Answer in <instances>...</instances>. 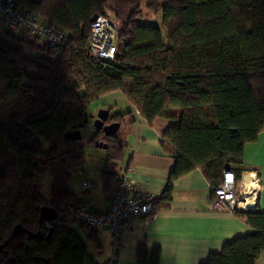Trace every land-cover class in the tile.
<instances>
[{
  "label": "trees",
  "instance_id": "1",
  "mask_svg": "<svg viewBox=\"0 0 264 264\" xmlns=\"http://www.w3.org/2000/svg\"><path fill=\"white\" fill-rule=\"evenodd\" d=\"M16 2L69 41L54 53L37 38L0 31V244L7 241L0 264H85L86 238L69 226L72 220L40 221L39 211L49 206L60 215L77 200L71 179L86 164L88 146L102 150L104 191L111 197L115 191L124 150L118 132L95 131L85 145L65 139L87 125L93 102L120 93L149 125L159 118L175 123L161 136L174 168L154 213L168 209L173 180L192 170L200 169L213 190L264 132V0ZM144 12L162 15L163 26L143 25ZM95 15L111 18L116 30L112 61L93 64L84 57ZM133 111L110 109L113 118L105 124L119 123L120 130ZM43 175L51 180L47 198L40 192ZM233 214L251 232L200 264L257 263L264 212L236 208ZM17 225L23 231L11 238ZM159 258L158 247L137 245V264H159Z\"/></svg>",
  "mask_w": 264,
  "mask_h": 264
},
{
  "label": "crops",
  "instance_id": "2",
  "mask_svg": "<svg viewBox=\"0 0 264 264\" xmlns=\"http://www.w3.org/2000/svg\"><path fill=\"white\" fill-rule=\"evenodd\" d=\"M116 95L113 93L104 97L110 104L102 110L112 109L117 114L133 111L127 102H123L125 99L122 96ZM119 101L127 111L117 110L119 105L114 104ZM87 113L89 122L91 114L89 110ZM125 122L127 125L118 131L125 157L120 170H116L118 178L130 169L139 191L160 196L168 183V174L174 168V159L166 155L160 146L161 136L175 123L159 118L149 125L138 118L135 111ZM229 168L240 172L242 184L252 183L247 191L250 193L248 204L240 201L237 209L264 212V132L254 143L245 146L242 164ZM103 169V161L94 169L92 160H87L82 168L73 172L71 179V191L76 198L97 211L106 209L111 197L104 191ZM85 181H92L93 189H81L80 185ZM246 188L243 185L237 187L238 198L246 192ZM209 196L210 185L200 169L173 180L167 210L157 211L151 217L127 225L120 242L117 264H137L135 250L142 242L149 248L160 249L159 264H200L210 254L219 253L226 242L251 232V228L233 212L214 210ZM81 236L86 238L88 245L85 264H105L112 252L110 231L99 228ZM256 264H264V252Z\"/></svg>",
  "mask_w": 264,
  "mask_h": 264
},
{
  "label": "built area",
  "instance_id": "3",
  "mask_svg": "<svg viewBox=\"0 0 264 264\" xmlns=\"http://www.w3.org/2000/svg\"><path fill=\"white\" fill-rule=\"evenodd\" d=\"M0 31L8 32L20 38L26 36L39 39L48 50L57 53L69 41L66 32L50 26L38 14L31 13L21 7L16 0H0ZM116 54V30L111 20L103 15H96L90 22V34L84 57L90 63L112 61ZM138 118H141L137 114ZM248 185L235 178L231 168L223 171L220 184L210 191L209 202L216 211L233 212L240 201L248 204L250 193ZM247 186L238 198L237 187ZM92 181L81 183L80 188L91 190ZM158 195L152 192H141L136 186L133 172L128 169L118 178L115 191L106 209L97 211L89 208L83 201L68 202L61 207L58 217L70 218L76 225L90 229L107 228L111 234L112 252L105 264H117L120 242L127 225L133 221L151 217Z\"/></svg>",
  "mask_w": 264,
  "mask_h": 264
},
{
  "label": "rangeland",
  "instance_id": "4",
  "mask_svg": "<svg viewBox=\"0 0 264 264\" xmlns=\"http://www.w3.org/2000/svg\"><path fill=\"white\" fill-rule=\"evenodd\" d=\"M111 20V18H110ZM141 23L143 25H151V26H156L158 28H161L163 26V19H162V15H158V16H154V15H150L148 14L147 12H144L143 13V17L142 19L140 20ZM26 38H29V39H32L31 37H27ZM41 45L43 46V43L41 42ZM46 52V51H45ZM43 54V53H42ZM47 53H45L44 55H46ZM117 95L116 96H120V98H122L121 94L120 93H116ZM114 98V97H113ZM122 100V99H121ZM122 102V101H121ZM121 102H116V104L114 105H117L118 103V107L117 110H122L123 112L124 111H127L126 109L127 108H124L121 104ZM123 102H126L125 100ZM108 104H110V102H108L104 97L103 99H99L95 102H93L88 110L92 116V118L89 119V122H88V126H84L82 129H81V136H82V143L85 145L88 143V141L92 138L93 134L95 133V129L93 128V122L94 120L96 119L97 117V114L99 111L102 110V108H104L105 106H107ZM116 106V107H117ZM115 107V106H114ZM113 107V108H114ZM121 132V131H120ZM119 135V134H118ZM121 135V134H120ZM86 154L88 155V162H90L92 160V166L94 169H96V167L101 165V158L103 157V152L99 149H96L92 146H88L87 149H86ZM124 157V155H123ZM118 161L117 164H118V169H116L117 171H119L120 169V166L122 164V162L124 161L125 157ZM78 171V169L75 170V172ZM40 180V192L43 194L44 197H48L49 196V186H50V178L47 176V175H43L39 178ZM96 181V180H95ZM69 226L73 229H75L78 233H80L81 235L83 236H86L90 233V230L89 229H82V228H79L78 225H76L73 221H70L69 222Z\"/></svg>",
  "mask_w": 264,
  "mask_h": 264
},
{
  "label": "water",
  "instance_id": "5",
  "mask_svg": "<svg viewBox=\"0 0 264 264\" xmlns=\"http://www.w3.org/2000/svg\"><path fill=\"white\" fill-rule=\"evenodd\" d=\"M95 19H96V15L91 18L90 22L95 21ZM91 118H92V116H91ZM112 118H113V116L109 115L108 110L99 111L96 119L93 122V128L95 129V131H101L105 137L114 136L118 132V130L120 128V124L114 123V122L111 124H108V125L105 124V122L107 120H111ZM65 139L67 141H72V142L80 141L82 139L81 132L80 131L67 132L65 135ZM98 148L106 149V147H101V146ZM2 170H3V168L0 165V175L2 173ZM57 219H58V214L54 208L49 207V206H43L40 208V211H39V220L40 221L54 222ZM22 231H23V228L21 227V225L15 226V228L13 229V231L11 233V238L20 234ZM34 236L38 237L39 232L36 233ZM6 245H7V241L3 244H0V253L3 252L4 247ZM5 256H6V254H5Z\"/></svg>",
  "mask_w": 264,
  "mask_h": 264
},
{
  "label": "flooded vegetation",
  "instance_id": "6",
  "mask_svg": "<svg viewBox=\"0 0 264 264\" xmlns=\"http://www.w3.org/2000/svg\"><path fill=\"white\" fill-rule=\"evenodd\" d=\"M107 125V124H106Z\"/></svg>",
  "mask_w": 264,
  "mask_h": 264
}]
</instances>
